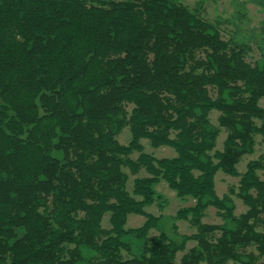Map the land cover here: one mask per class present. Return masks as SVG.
Here are the masks:
<instances>
[{
    "label": "trees",
    "instance_id": "1",
    "mask_svg": "<svg viewBox=\"0 0 264 264\" xmlns=\"http://www.w3.org/2000/svg\"><path fill=\"white\" fill-rule=\"evenodd\" d=\"M225 22L183 0H0V264H264V152L238 171L264 145V42ZM220 171L240 177L222 196ZM162 180L194 233L147 211Z\"/></svg>",
    "mask_w": 264,
    "mask_h": 264
},
{
    "label": "rangeland",
    "instance_id": "2",
    "mask_svg": "<svg viewBox=\"0 0 264 264\" xmlns=\"http://www.w3.org/2000/svg\"><path fill=\"white\" fill-rule=\"evenodd\" d=\"M185 4L194 8L195 6L202 3L204 6V16L210 20H215L216 18H221L226 20L223 27L226 30H232L236 25L241 28L242 31L248 32L254 41L264 42V0H183ZM254 52H252L251 59H257L260 56V50L257 48L256 44H253ZM261 104L264 106V99L261 100ZM217 111H213L211 114V119L214 123H217ZM131 132L129 127H126L123 132L119 135V140L123 144H127L130 141ZM226 137V131L222 129V132L217 141V148L222 149L223 141ZM262 137L257 136L256 151L253 154L245 155L242 157L240 163L238 164V171L243 173L246 170V165L251 159L257 158L261 153L264 152V145L261 141ZM143 144L145 145V150L147 152H152L158 157L162 156H174L176 151L172 147L161 146L154 148L151 146L149 140L143 139ZM138 154L135 153L136 157ZM139 175H146L145 171L142 170ZM135 176L131 175L128 187L132 188L133 179ZM240 177L230 176L224 172H218L216 175V191L219 196H222L228 192L229 187L233 185H238ZM158 193L162 195L160 201L155 204L148 206L147 211L156 214L163 215L164 222L163 225L174 237H179L180 234H191L196 231V229L191 226V224L186 220L177 221V230L174 231L172 226L175 222L174 216L176 212L181 207H186L194 203L193 199L185 198L181 199L176 195V192L169 188L167 183L162 180L156 186ZM236 201V214H240L246 210V206L242 201L235 197ZM161 205H160V204ZM145 217L138 214H131L128 218V227H137L143 224ZM203 221L208 223H219L221 218L217 215V211L214 207H210L206 210V216ZM104 226H109L108 216L105 217ZM157 230H151L150 235L153 236L157 234ZM196 244L195 241L188 242L187 248H190ZM183 253H179V257ZM227 264H234L233 262H228Z\"/></svg>",
    "mask_w": 264,
    "mask_h": 264
}]
</instances>
